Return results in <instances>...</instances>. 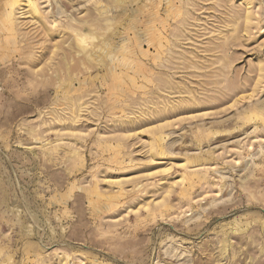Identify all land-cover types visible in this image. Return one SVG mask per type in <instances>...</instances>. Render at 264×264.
Listing matches in <instances>:
<instances>
[{
    "label": "rangeland",
    "instance_id": "374dc122",
    "mask_svg": "<svg viewBox=\"0 0 264 264\" xmlns=\"http://www.w3.org/2000/svg\"><path fill=\"white\" fill-rule=\"evenodd\" d=\"M22 1L0 264H264V0Z\"/></svg>",
    "mask_w": 264,
    "mask_h": 264
},
{
    "label": "bare ground",
    "instance_id": "6f19581e",
    "mask_svg": "<svg viewBox=\"0 0 264 264\" xmlns=\"http://www.w3.org/2000/svg\"><path fill=\"white\" fill-rule=\"evenodd\" d=\"M21 1V0H20ZM22 5H24V6H26V7H28V12H31V14H36V13H38L39 11H40V8L38 7V2H37V0H23L22 1V3H21ZM247 4V3H246ZM249 8V7H248ZM247 8V9H248ZM251 18H252V16H251V12L249 11V9L248 10H246V14H245V21H249V20H251ZM79 26V25H78ZM80 28V30H82V28L81 27H79ZM79 38H80V40L83 42V40H84V35L82 34V33H80L79 34ZM78 37V36H77ZM82 45V46H81ZM80 46H81V49L83 50V48H85V46L83 45V44H81ZM192 66V65H191Z\"/></svg>",
    "mask_w": 264,
    "mask_h": 264
}]
</instances>
